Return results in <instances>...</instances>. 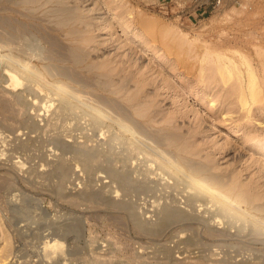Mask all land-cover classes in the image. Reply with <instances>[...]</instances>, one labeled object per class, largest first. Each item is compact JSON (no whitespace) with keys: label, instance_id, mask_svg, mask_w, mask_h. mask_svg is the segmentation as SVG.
<instances>
[{"label":"rangeland","instance_id":"rangeland-1","mask_svg":"<svg viewBox=\"0 0 264 264\" xmlns=\"http://www.w3.org/2000/svg\"><path fill=\"white\" fill-rule=\"evenodd\" d=\"M98 1L104 10L101 15L107 21L94 31L97 36L89 50L90 59L95 62L109 59L110 63L105 61L112 67V82L126 88V93L140 88L138 96L151 103L152 130L190 137L188 141L196 152L190 158L212 166V171L219 174L239 175V180L259 193L255 203L264 205V99L246 111L236 103L234 95L229 96L227 86L219 95L212 68L200 72L202 65L212 64L201 60L205 47L231 54L238 49L256 60V47L261 45L264 34V0H220L214 6L211 4L214 0H167L166 8L158 0ZM111 13H116L119 19L111 18ZM117 21L130 28V39L121 37L124 28H117ZM166 23L173 25L174 35L178 30L195 38L194 42L186 43L185 49L175 47L173 32L166 34ZM133 38L143 46H135ZM149 50L153 53L143 56ZM3 83L0 81V90L8 84ZM90 87L82 89L120 101L114 93ZM30 97H26L30 104H26L27 111L19 112L17 119L10 116L20 127L13 132L0 127L4 130L0 148L5 149V155L0 156V246L5 237L11 245V255L0 247V264H264V223L254 221V224L251 217L244 218L241 213L220 215L218 222H212L205 209L211 204L209 198L190 200L188 195L192 191L182 174L174 178L165 173L161 180L167 181L165 176H170L167 188L137 192L124 189L109 176H100L106 173L99 163L95 168L85 169L84 161L73 150L85 144L102 149L103 157L111 159L117 152V155L124 152L122 140H112L115 133L105 126L102 130L90 129L91 116L81 102L65 111L39 114L43 110L41 103ZM26 116L38 123L37 129L33 131L22 124ZM19 139L29 148H17ZM162 148L174 155L170 147ZM149 154L145 157L144 151L134 152L130 160L133 178L138 180L147 171L152 181L160 179L158 163L153 159L156 154ZM17 159L24 162L23 166L14 162ZM60 160L68 170L64 181L55 173ZM11 165L13 169L9 168ZM7 167L17 176L5 174ZM91 191L96 193L95 197L88 196ZM162 202L183 209L186 213L181 221L188 218L185 223L196 222L193 219L202 218L207 227L223 229L227 237L215 239L206 226H200L199 232L183 229L184 223L178 220L159 226ZM126 207H132L134 216ZM136 219L153 230L137 229ZM56 227L60 229L58 232ZM55 246L57 251L52 252Z\"/></svg>","mask_w":264,"mask_h":264},{"label":"bare ground","instance_id":"bare-ground-1","mask_svg":"<svg viewBox=\"0 0 264 264\" xmlns=\"http://www.w3.org/2000/svg\"><path fill=\"white\" fill-rule=\"evenodd\" d=\"M88 1L89 3H87ZM115 5H118L117 2ZM101 13H104V10H102V5L98 0H0V81L8 83L5 86L2 85L3 87L0 90V127L10 132L20 127V125L17 126L14 124L12 119H17L15 116H17L19 112V114H21V112L23 113L28 109L26 108L29 103L26 98L28 95H31L30 100H34L33 102L37 103L39 101L41 103L43 110L39 112V114H48L47 112L50 110L51 113L53 111H65L72 108L74 104L76 106L75 102H81L88 112L87 114L91 116L92 128L90 127V129L102 130L105 126L107 129H111L113 134L115 133L114 137L112 136L111 139H121L122 145H124L122 147L124 152H120L119 155H117V152L116 156L111 159L103 157L104 154L102 153V149L96 147L89 148L86 147L85 144L79 147L76 146L77 150L73 151L78 153L80 158H82L85 169L92 168L99 163L100 168L102 166L106 173L105 175L100 174V176H109L111 180L121 184L124 189H132L137 192H154L164 189L170 177L165 176L166 178L168 177L167 181H162L165 173L168 175L172 174L174 178L175 175L179 177L182 174L186 179L189 190L192 191L191 194L188 195L190 200L195 201L196 198L198 199L200 196L209 198L211 204L207 205L205 209H208L210 213L208 215H210V219L213 220L212 222H218L221 219L220 215L239 213V215L242 214L244 218L245 216H248V218L251 217L253 222L264 223V216H262L264 205L255 203L259 193H254L247 184L243 183L244 181L242 182L239 180L237 178L239 175L235 176L236 174H233V176H227L224 175V173L219 174L212 171V166L210 167L206 163L196 162L190 158V155H194L196 152L193 151L195 146L191 147L193 143H189L188 140H190V137H187V135L186 137L189 139L175 132L172 133L173 131L164 132L161 129L152 130L151 127L154 121V115L149 110L151 103L142 100L141 97L138 96L141 91L140 88L126 93V88L123 89L122 85L117 84L116 86L112 82V67L107 65L108 62L105 61L107 59L97 62L90 59L89 50L93 48L92 45L95 43V38L97 36L94 31L102 27L104 24L103 22L107 21V17L101 15ZM128 13H130V11ZM111 14H113L110 15L111 18L119 19L116 13ZM118 27L119 29L121 27L124 28L120 31L122 34L121 37L131 38L132 34L129 32L130 28L128 29L121 21H117V28ZM165 28V30H167L166 34H169L167 33L168 31H172L174 35L175 29L173 25L166 23ZM126 40L127 39H125V41ZM194 40L195 38H189L186 36V33H181L178 30L177 34L172 37V43L175 47L180 49H185V44L194 42ZM129 43L132 44V42ZM133 44H135V46L142 45V43L135 39L133 40ZM256 48L258 58H256V60L238 49H234V54H231L230 51V53H228L227 51H221L216 48L208 49L207 47H205L201 57V60H206L209 64L212 62L211 65L206 67L202 65L200 72L203 74L205 69L212 68L211 71L213 75H216L219 84V95L222 96L221 93L227 86L226 89L227 92H229V96L231 97L234 95L235 98L233 99H235L236 103L246 111L250 110L253 103L255 104L262 98L264 99V34L261 45ZM148 52L149 53L143 56H148L153 53L150 50ZM212 54H214V56H211ZM81 72H84L88 76L83 75ZM92 86H98L108 91V93L116 94L118 99L120 98V101L110 97H103V93V96L93 94L92 92L86 93V91L82 89L86 87L92 88ZM17 88H19V90H17ZM24 91L26 92L25 94H23ZM43 92H45V96H42ZM84 93L88 95H84ZM33 97H36V100ZM56 99L58 102L55 103ZM30 103H32V101ZM218 103H220V101H218ZM113 112H115V114H113ZM10 116H13V118L10 119ZM19 116L21 118V115ZM29 118L31 119V117ZM21 122L23 125L29 127L30 130L35 129L38 124L33 119L29 120L27 116L25 119L21 120ZM4 130H0V141L2 144L4 143V137H2ZM252 144H255V142ZM164 145L170 147L174 155L169 154V150L166 152V149L162 148ZM16 146L19 149L29 148L28 146V148H26V142L20 139ZM3 148H0V156L1 154L5 155V149ZM11 151H14L13 153L16 152L15 150ZM106 151L108 154V150ZM137 151H144L145 157L150 152L156 154V158H152L158 163L157 167L160 169V173L157 174L159 177L161 175L159 180L152 181L149 178V174L146 173L147 171L142 173V176L138 180L132 177L130 160L133 159V154ZM17 152L19 153V151ZM170 153L172 152L170 151ZM18 155L20 156V154ZM98 160L100 162H98ZM104 161L106 162L105 164H103ZM14 162L17 163L19 167L24 164V162L22 163L18 159ZM10 167H12V165L9 166V168ZM9 168L7 167L5 174L11 177L17 176L14 170H12L13 167L12 169ZM55 169V173H58L60 176L59 178L63 180L68 173L67 166L60 160ZM150 169L149 172L151 171ZM1 176L2 175H0V177ZM9 179L7 180L9 181ZM250 186L253 188L252 185ZM95 194V192L91 191L88 193V196L95 197ZM152 201L154 202V200ZM191 204L193 203L191 202ZM215 204L216 206L213 207L212 205ZM126 208H129V214L134 216V212L131 209L132 207ZM160 213L161 218L159 226L167 222L169 224V222L173 220L181 221L180 219H184L186 212L170 202H164L161 206ZM186 220H188V218H185V221H181L184 223L182 225V227H184L183 229L188 228L198 231L200 226L207 225L206 221L202 218L193 219V221L196 222L187 221V223H185ZM31 221H33L32 218ZM255 222L254 224H256ZM52 225H54V223ZM134 225L139 230L148 232L153 230V227L146 226L144 221L137 219ZM57 228L58 227H56V229ZM58 230L60 229L58 228L57 232ZM206 230L208 233L210 232L213 236H216L215 239L220 241L227 237L226 232L222 231L223 229L217 230L210 225L208 227L206 226ZM62 231L63 229H61V232ZM51 238H53L52 235L50 240ZM4 241L2 247L0 246L1 250L6 253V255H11L10 240L5 237ZM44 247L45 243L43 240V249H41L43 253L46 251ZM51 250L52 252H56V246ZM35 253L37 254V252ZM4 255L5 254H3V257ZM47 255L48 254H44V256Z\"/></svg>","mask_w":264,"mask_h":264},{"label":"built area","instance_id":"built-area-1","mask_svg":"<svg viewBox=\"0 0 264 264\" xmlns=\"http://www.w3.org/2000/svg\"><path fill=\"white\" fill-rule=\"evenodd\" d=\"M158 1H159V4L161 7H164V8L167 7V2H168L167 0H158ZM219 3H220V0H214L211 4L214 6V5L219 4Z\"/></svg>","mask_w":264,"mask_h":264}]
</instances>
